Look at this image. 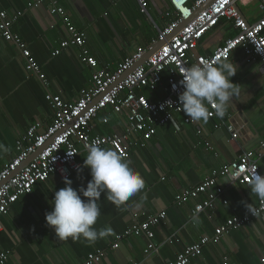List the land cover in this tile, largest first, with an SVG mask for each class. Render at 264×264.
Masks as SVG:
<instances>
[{
	"label": "crops",
	"instance_id": "crops-1",
	"mask_svg": "<svg viewBox=\"0 0 264 264\" xmlns=\"http://www.w3.org/2000/svg\"><path fill=\"white\" fill-rule=\"evenodd\" d=\"M33 1L0 0V8L8 15L21 12L11 31L26 44L45 76V84H42L36 75L28 74L18 47L0 40V143L10 148L8 153L0 152V171L13 160L15 142L30 125L38 122L44 130L51 124L53 114L45 100L47 93L59 96L66 103H75L81 90L90 85V69L81 63L78 48L71 47L52 55L68 38V33L61 19L50 15L47 3L38 8L28 7ZM57 1L72 24L85 33L84 47L98 66L110 69H115L136 48L154 47L158 30L175 18L167 0H145L146 14L140 12L136 0ZM253 5L256 8L248 14L241 11V7L247 9ZM258 5V0H241L237 8L250 22L260 15ZM230 33L235 34L231 24L221 21L202 39L195 55H208ZM231 60L237 66L231 81L238 84L240 93L223 118H209L206 124H182L178 117L175 125L159 128L143 146L139 144L130 150L128 160L144 178L145 188L121 206L111 204L101 195V215L94 227L110 226L113 235L98 239L94 244L83 239L61 241L56 238L53 228L46 224L45 214L52 211L51 200L55 191L65 187V179L54 174L36 185L29 195L20 197L10 211L0 217V253L9 254L5 264H84L88 256L98 250L104 252L98 264H164L174 261L184 247L199 238L212 236L214 229L225 220L241 216L247 204L254 207L258 197L250 192L249 185L225 180L219 182L225 187L224 198L228 204L219 203L213 214H200L199 224L187 222L194 202L180 207L173 203L177 193L196 186L264 141V76L257 64H245L239 51L232 53ZM164 93V89L155 93L144 91L150 101H157ZM104 117L108 119L107 124L102 123ZM92 126L93 135L121 134L126 120L124 114L115 115L107 109ZM231 126L240 132L241 138L231 139L227 130ZM205 142L214 152L207 150ZM86 155L87 152L79 155L81 168L68 178L73 189L86 188L91 179L90 169L83 167ZM259 168L264 175V156ZM160 212H166V218L153 228V254L145 256L148 241L143 236L124 237L118 248L111 250L116 236ZM171 238L173 243H168ZM263 257L264 214L220 241L207 244L201 255L189 264H258Z\"/></svg>",
	"mask_w": 264,
	"mask_h": 264
},
{
	"label": "built area",
	"instance_id": "built-area-1",
	"mask_svg": "<svg viewBox=\"0 0 264 264\" xmlns=\"http://www.w3.org/2000/svg\"><path fill=\"white\" fill-rule=\"evenodd\" d=\"M136 1L140 12L146 14L145 0ZM240 1L214 0L203 8L208 0H167L175 18L168 26L158 30L156 43H162L159 49L140 63L151 48L138 47L115 69L98 66L96 59L84 47L85 33L72 24L57 0H34L29 3L30 8H38L47 3L50 15L61 19L68 38L60 43L52 55L56 56L71 47L78 48L81 63L90 69V85L81 90L75 103H66L57 95H45L53 114L51 124L44 130H41L38 122L30 125L26 133L15 142L13 160L4 164L0 171V217L6 215L20 197L29 195L36 185L46 182L51 175H59L62 179L70 178L72 173L81 168L78 157L87 152L90 143L99 141L101 147L114 149L128 159L133 147L139 144L143 146L159 128L168 124L175 125L176 118L180 117L182 124H190V118L179 109L178 96L183 91L179 81L183 78V68L206 61L229 60L233 52L239 51L244 63L257 64L264 76V0H258L260 15L250 22L237 8ZM21 15V12L8 15L0 8V40L15 44L21 53L25 71L36 75L45 84V76L26 44L11 31L13 23ZM221 21L229 22L235 34L215 46L208 55H195L202 39ZM184 22L186 24L175 32ZM135 65L137 66L128 73ZM174 84L177 85L175 90ZM160 89H164L165 93L157 101H150L144 94V91L155 93ZM166 102H171L172 106L167 107ZM107 109L115 115L124 114V132L93 135V122ZM210 111L214 113V110ZM216 118L218 117L215 114L210 117ZM102 123L107 124L108 119L102 118ZM217 127L218 125L215 126ZM227 130L232 140L241 138L240 132L233 126ZM205 147L214 152L208 142H205ZM263 156L264 141L257 148L244 151L234 161L214 171L196 186L177 193L173 200L174 205L180 207L194 202L187 218L190 224H193L191 217L194 212L198 216L205 212L213 214L219 203L224 206L228 204L224 198L225 187L219 181L250 185L248 169L260 174L259 162ZM253 208L254 215L245 209L241 216H233L216 227L212 236L199 238L184 247L174 261L164 264H189L194 257L201 255L207 244L216 243L230 232L252 224L264 214V200L258 198ZM165 218L166 212H160L140 224L132 225L123 234L115 237L111 250L117 249L124 237L143 236L148 241L144 254L146 257L150 256L155 250L151 242L154 237L153 228ZM173 241V238L167 240L168 243ZM8 256V253L1 252L0 264H5ZM103 257L104 252L98 250L89 255L84 264H98ZM258 264H264V257Z\"/></svg>",
	"mask_w": 264,
	"mask_h": 264
},
{
	"label": "clouds",
	"instance_id": "clouds-1",
	"mask_svg": "<svg viewBox=\"0 0 264 264\" xmlns=\"http://www.w3.org/2000/svg\"><path fill=\"white\" fill-rule=\"evenodd\" d=\"M236 72L237 66L232 60L206 61L183 68V78L179 81L183 87L178 96L180 111L194 123L206 124L213 114L223 118L228 106L240 93L238 84L231 81ZM176 87L174 84L173 89ZM166 103L167 107L171 105V102ZM9 151V147L0 143V152ZM83 167L90 169L91 179L86 188L73 189L72 181L65 178V187L55 191L51 200L52 211L45 214V221L61 241L83 239L94 244L98 239L114 234L110 226L101 229L94 227L101 215V195L104 194V198L115 206L124 205L145 188V180L131 167L124 155L114 149L101 147L99 141L87 146ZM247 174L250 176V192L264 200V175L252 169H248ZM246 207L252 215L255 214L252 204ZM191 222L194 225L200 223L197 213L192 214Z\"/></svg>",
	"mask_w": 264,
	"mask_h": 264
},
{
	"label": "water",
	"instance_id": "water-1",
	"mask_svg": "<svg viewBox=\"0 0 264 264\" xmlns=\"http://www.w3.org/2000/svg\"><path fill=\"white\" fill-rule=\"evenodd\" d=\"M214 0H208V2L203 6V8H205V7H207L211 2H213ZM186 24V22H184V23H182L179 27H178V29L175 31V32H177L180 28H182L184 25ZM162 45V43H157V44H155V46L154 47H152L151 48V50H149L146 54H145V56H144V58L142 59V61L140 62V63H143L151 54H153L157 49H159V47ZM137 65H139V64H137ZM137 65H135L128 73H130Z\"/></svg>",
	"mask_w": 264,
	"mask_h": 264
},
{
	"label": "rangeland",
	"instance_id": "rangeland-1",
	"mask_svg": "<svg viewBox=\"0 0 264 264\" xmlns=\"http://www.w3.org/2000/svg\"><path fill=\"white\" fill-rule=\"evenodd\" d=\"M256 8V6H250L249 8H245V7H241V11L244 13V14H248V12L250 11V10H254Z\"/></svg>",
	"mask_w": 264,
	"mask_h": 264
},
{
	"label": "trees",
	"instance_id": "trees-1",
	"mask_svg": "<svg viewBox=\"0 0 264 264\" xmlns=\"http://www.w3.org/2000/svg\"><path fill=\"white\" fill-rule=\"evenodd\" d=\"M233 35H234V33H230L229 37H231V36H233Z\"/></svg>",
	"mask_w": 264,
	"mask_h": 264
}]
</instances>
